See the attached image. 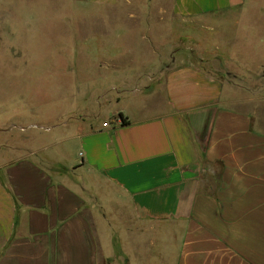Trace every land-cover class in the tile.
<instances>
[{"label": "crops", "instance_id": "0c3cea01", "mask_svg": "<svg viewBox=\"0 0 264 264\" xmlns=\"http://www.w3.org/2000/svg\"><path fill=\"white\" fill-rule=\"evenodd\" d=\"M244 3L154 0L153 28ZM165 48L163 82L137 90L153 113L0 155V264H264V95Z\"/></svg>", "mask_w": 264, "mask_h": 264}, {"label": "rangeland", "instance_id": "374dc122", "mask_svg": "<svg viewBox=\"0 0 264 264\" xmlns=\"http://www.w3.org/2000/svg\"><path fill=\"white\" fill-rule=\"evenodd\" d=\"M152 1L108 6L0 0V155L49 144L80 123L97 127L121 112L132 118L153 113L159 109L156 99L145 101L137 90L148 89L143 84L150 73L163 82L162 68L170 64L161 52L165 47L175 50L174 58L188 57L218 78L264 95V0L169 19L159 39ZM141 103L146 109L140 110ZM49 127L51 132L44 131ZM67 143L43 153L60 156ZM175 240L161 245L160 235L152 249L170 250L172 256Z\"/></svg>", "mask_w": 264, "mask_h": 264}, {"label": "trees", "instance_id": "16d2710c", "mask_svg": "<svg viewBox=\"0 0 264 264\" xmlns=\"http://www.w3.org/2000/svg\"><path fill=\"white\" fill-rule=\"evenodd\" d=\"M119 118L121 120V124L124 125V124H127L128 123V121L126 120V118L123 117L122 113H119Z\"/></svg>", "mask_w": 264, "mask_h": 264}]
</instances>
